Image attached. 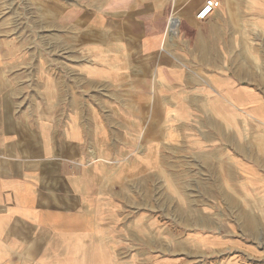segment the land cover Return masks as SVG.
Here are the masks:
<instances>
[{"label": "crops", "instance_id": "obj_1", "mask_svg": "<svg viewBox=\"0 0 264 264\" xmlns=\"http://www.w3.org/2000/svg\"><path fill=\"white\" fill-rule=\"evenodd\" d=\"M30 1L42 13V56L0 34V264H112L113 221L97 215L96 188L116 189L119 174L96 161L118 148L99 137L124 129L126 148L144 128L141 158L157 162L146 172L162 177L159 149L177 135L235 142L242 152L230 130L246 112L257 116L259 103L264 112L254 88L264 81V0H214L203 20L195 15L204 0ZM133 112L150 116L105 122ZM250 215L253 230L262 216Z\"/></svg>", "mask_w": 264, "mask_h": 264}, {"label": "rangeland", "instance_id": "obj_2", "mask_svg": "<svg viewBox=\"0 0 264 264\" xmlns=\"http://www.w3.org/2000/svg\"><path fill=\"white\" fill-rule=\"evenodd\" d=\"M30 2L0 0V34L32 47L21 52L41 57L43 50L38 44L43 35L42 13L32 8ZM254 88L262 95L264 105V81ZM151 90L150 84V93ZM255 114L258 115L252 117L246 112L239 121L240 128L230 130L240 135L242 152L235 142L215 139L196 145L187 139L179 141L177 135V142L166 141L164 148L159 147L164 160L158 161L159 168L154 169L162 168L164 177L156 176L157 172H146V167L155 168L157 162L146 163L141 158L144 128L133 130L136 134L133 145L126 148L124 129H115V132L110 129L108 139L106 134L99 137L110 144L115 141L118 154L100 153L106 160L96 161V170L118 171L120 177L114 190L127 191L125 196L117 193L114 197L108 181L102 184L103 188H96V198L102 205L97 215L113 221L109 224L112 264H264V112L260 103ZM149 116L135 112L107 113L105 122L113 123L115 119L120 126V121L140 122L145 117L147 121ZM189 132L191 130H182V137ZM191 134L199 136L195 130ZM105 147L112 149V145H99V149ZM219 167L222 168L218 170ZM125 170L132 171V177L127 178L128 186L123 190ZM140 172L148 175L136 176ZM217 172L224 176L218 177ZM219 186L227 192H217ZM109 200L116 202L111 212ZM252 213L256 214V220L262 216L261 224L253 230L248 225V215ZM208 217L215 219L214 225H208L213 228L211 231L205 224Z\"/></svg>", "mask_w": 264, "mask_h": 264}, {"label": "built area", "instance_id": "obj_3", "mask_svg": "<svg viewBox=\"0 0 264 264\" xmlns=\"http://www.w3.org/2000/svg\"><path fill=\"white\" fill-rule=\"evenodd\" d=\"M214 7V0H204L203 4L199 7L196 12V18L200 20L207 18L212 13Z\"/></svg>", "mask_w": 264, "mask_h": 264}, {"label": "bare ground", "instance_id": "obj_4", "mask_svg": "<svg viewBox=\"0 0 264 264\" xmlns=\"http://www.w3.org/2000/svg\"><path fill=\"white\" fill-rule=\"evenodd\" d=\"M250 222L253 224L254 222H253V219H250Z\"/></svg>", "mask_w": 264, "mask_h": 264}]
</instances>
